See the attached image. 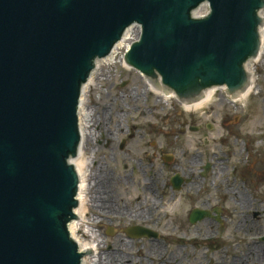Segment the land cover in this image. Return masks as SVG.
<instances>
[{
    "label": "water",
    "instance_id": "obj_1",
    "mask_svg": "<svg viewBox=\"0 0 264 264\" xmlns=\"http://www.w3.org/2000/svg\"><path fill=\"white\" fill-rule=\"evenodd\" d=\"M263 9L264 0H0V264L99 257L75 241L79 177L84 191L72 160L83 88L132 26L141 33L124 62L165 93L204 103L225 88L237 100L250 92Z\"/></svg>",
    "mask_w": 264,
    "mask_h": 264
},
{
    "label": "rangeland",
    "instance_id": "obj_2",
    "mask_svg": "<svg viewBox=\"0 0 264 264\" xmlns=\"http://www.w3.org/2000/svg\"><path fill=\"white\" fill-rule=\"evenodd\" d=\"M206 12L207 8L203 7L198 14L203 15ZM138 36L139 30L134 29L131 38L136 40ZM126 49L125 47L118 50L115 63L102 64L95 75L93 86L86 93L85 107L89 111L87 120L91 128H86L79 159L80 162H86L84 168L86 216L78 226L83 230L85 226L88 228L102 226V229L95 230L98 238L94 241L98 245L96 253H99V257L93 259V264H108L105 262L108 254H115L123 261L117 264H130V262L132 264H175L178 233L174 229V219L178 208L177 201L167 204L169 208L167 211L171 217L163 219L168 228L160 234L159 242L151 243L144 240L130 249V238L125 234V230L130 228V153L127 150L118 152L113 149V144L108 148L96 145V142L102 139L116 142L115 139L118 141L126 138L132 128L130 119L132 114L145 115L140 122L146 121V116L149 115L154 116L155 121L161 118L159 126L164 132L180 130L183 120H189L191 114L198 116L200 124L204 126L210 124V128H205L199 135L198 150L193 149L192 136L175 138L173 135L165 134L166 140L180 143L183 152L190 155L198 153L199 178L216 180L215 185H217L218 180L238 178V174L246 177L250 181L249 187L257 189L258 192H256L261 195L259 210L262 213L264 226V53L261 60L254 64V88L245 102L235 104L226 102L227 104L224 103V106L220 108L218 103L221 91H219L212 94L201 109L189 112L174 100L165 101L161 98L157 101V97L153 95L148 96L145 106L142 98L145 93V81L135 71H130V68L126 69L122 64L117 63ZM235 105L237 109L234 108ZM224 116H226L225 122H221ZM254 120H257L255 126L251 125ZM135 121L137 122L136 119ZM135 129H141V126L136 125ZM92 132H94L93 135ZM207 163L210 164L211 169L206 175L201 176L202 167ZM234 168L238 170L237 174L233 172ZM168 176L169 174L166 177ZM209 181L205 184L210 195L218 194L215 186ZM239 190L244 193L242 188ZM166 193L168 194L167 191ZM225 195L221 208L227 221H231L235 227L241 220L243 208L239 206L238 199L237 201L230 199L229 196L232 195L229 193ZM96 201H98L99 210L110 211V214L94 209ZM213 204L216 202L211 203ZM102 206L109 208L102 209ZM164 211L165 209L161 213ZM228 225L230 229L219 234L220 240H224L227 245L230 244L225 249L224 255L223 251L220 252V264L222 261L225 264L238 263L241 254L240 235L232 230V225L229 223ZM198 229L202 230L204 227L198 225L191 235L197 233ZM84 240L93 239L89 236ZM151 244L158 245L161 253L150 254ZM192 249L187 246L184 254ZM199 252L201 259L204 250ZM161 255L162 258H160ZM216 260L218 261L217 258ZM184 264H186L185 261Z\"/></svg>",
    "mask_w": 264,
    "mask_h": 264
},
{
    "label": "flooded vegetation",
    "instance_id": "obj_3",
    "mask_svg": "<svg viewBox=\"0 0 264 264\" xmlns=\"http://www.w3.org/2000/svg\"><path fill=\"white\" fill-rule=\"evenodd\" d=\"M220 93L218 103L220 108L224 106V103H236L233 98L226 95L224 90ZM234 108L237 109V106L235 105ZM141 118H145V115L130 116L132 128L126 138L118 141L115 139L116 142L105 139L96 142L97 146L103 145V148L113 144V149L118 152L127 150L130 153V249L144 240L151 243L159 242L160 234L168 228L163 219L171 217L167 211L169 209L167 204L177 201L178 208L174 219V229L178 233L175 264H184V261L186 264H220V252L223 251L224 255L225 249L230 244L227 245L224 240H220L219 234L230 229L228 223L232 225L231 221H227L221 205L224 204L223 197L227 193L232 195L229 196L230 199L237 201L238 197L233 194L237 191L246 197L248 204L242 207L240 222L235 227L231 226L241 239L239 262H228V264H264V226L262 213L259 210L261 195L257 193L258 190L251 189L250 181L239 174L238 178L218 180L217 185H215L216 180L199 178L198 153L190 155L183 152L180 143L166 140L165 134L173 135L175 138L192 136L193 149L198 150L199 135L205 128L209 129L210 124L205 126L200 124L198 116L191 114L189 120H183L180 130L164 132L159 126L161 118L155 121V117L149 115L146 116V121L140 122ZM225 118L226 116L222 117L221 122H225ZM136 125H140L141 129H135ZM85 145L86 141L84 147ZM210 169V164L207 163L202 167L201 176L206 175ZM233 172L237 174L238 170L234 168ZM167 174H169L168 177H166ZM208 181L215 186L218 194L210 195L205 184ZM239 188H242L244 193ZM212 202L216 204L211 205ZM97 204L98 201L96 206H93L94 209L110 214V211L99 210ZM102 209L106 208L102 206ZM163 209L165 211L161 213ZM195 212L203 213L204 217L195 221V216L193 217ZM198 225L203 226L204 229H198L197 233L191 235ZM92 229H102V226ZM147 234H150L152 238H148ZM135 236L140 237L135 238ZM187 246L195 251L192 249L193 252L184 254ZM200 250H204L201 259ZM221 264L225 262L222 261Z\"/></svg>",
    "mask_w": 264,
    "mask_h": 264
},
{
    "label": "bare ground",
    "instance_id": "obj_4",
    "mask_svg": "<svg viewBox=\"0 0 264 264\" xmlns=\"http://www.w3.org/2000/svg\"><path fill=\"white\" fill-rule=\"evenodd\" d=\"M137 27L135 28H131L122 44V46H116V55H111L110 56V60H104V61H99V64H100V67L102 66V64H113L115 63V59H116V56L118 55V50L120 48H128L129 47V44H130V41L133 40V38H131V35H132V31L134 29H136ZM138 30V29H137ZM261 40H262V47H261V56L262 54L264 53V28L261 30ZM259 60H254L252 62L249 63V73H250V76H251V84H250V92H248L247 94L243 95L242 97L238 98L236 101L238 102H245V100L247 99V97L251 94L253 88H254V81H255V78L253 77V72H254V64H257ZM117 63L119 64H122L126 69H128L127 66H125V64L123 63V60H122V57L120 56L119 60L117 61ZM99 69H96L94 74H93V77L90 81V84L88 86V88H83V90L87 93L88 92V89H90L93 84H94V78H95V75L96 73L98 72ZM217 92V91H216ZM216 92H212V93H208V94H205L204 95V103H191V104H188V105H185V109L186 111H189V112H196L198 111L199 109H201L207 102L208 100L210 99V97L212 96V94L216 93ZM86 93H85V98H84V102H83V107H82V111H81V116H80V119L83 121V127H82V137H84L86 135L85 131H86V128H91V124L88 123V120H87V116H88V109L85 107V102H86ZM162 98L165 100V101H168L169 99H173L172 96H169L167 94H162L161 95ZM256 122L257 120H254L252 122L251 125L255 126L256 125ZM87 132V131H86ZM94 134V132H92V135ZM80 156L73 161V164L75 167H79V171H80V176H81V181H82V186H83V191H84V188H85V178H86V173L84 172V168L86 166V162L83 161V162H80ZM233 194H236V196L238 197V204L239 206L242 208L243 206H246V203L248 204V201L246 199V197H244L241 193L239 192H233ZM84 205H85V199H84V194H79V211H75V214L85 218V209H84ZM106 209H108L109 207H104ZM82 220H75L73 221V225H74V233H75V241L77 244H82V247H81V252H86V251H91V253H96V250H97V247L98 245L96 244V242L94 241L97 237V232L95 230H92V229H89L87 226L83 229H81L78 224L79 222H81ZM90 236V239H93L91 241H85L84 238L88 239V237ZM160 247L156 244H151L150 247H149V250H150V254H155V253H161V251L159 250ZM160 258H162V255L160 256ZM93 259H87V260H84V264H93ZM105 262H107L108 264H117V262H120V263H123V261H121V259H119L118 256H116L115 254H108L106 257H105ZM168 263V262H166Z\"/></svg>",
    "mask_w": 264,
    "mask_h": 264
}]
</instances>
